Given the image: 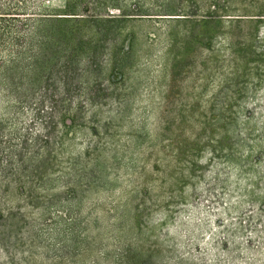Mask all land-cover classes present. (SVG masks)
Wrapping results in <instances>:
<instances>
[{
    "label": "rangeland",
    "instance_id": "obj_1",
    "mask_svg": "<svg viewBox=\"0 0 264 264\" xmlns=\"http://www.w3.org/2000/svg\"><path fill=\"white\" fill-rule=\"evenodd\" d=\"M0 13V264H264V0Z\"/></svg>",
    "mask_w": 264,
    "mask_h": 264
},
{
    "label": "trees",
    "instance_id": "obj_2",
    "mask_svg": "<svg viewBox=\"0 0 264 264\" xmlns=\"http://www.w3.org/2000/svg\"><path fill=\"white\" fill-rule=\"evenodd\" d=\"M64 15H76V14H64ZM67 19V18H64ZM2 21H6L4 18H2L1 13H0V23ZM8 26L6 24H3L0 26V39H4V35L5 33H8L7 30ZM1 41V40H0ZM10 43V42H8ZM8 59H1L0 57V93L2 98L5 99H12V98H19L18 101L16 102H8L7 104L11 103L9 105L10 108L14 109L15 108V104H19L21 102H23V99H30L32 94H28L23 96V93L20 91L21 88L19 86H17L16 83V78L17 76L20 74L19 77H22V73L19 72L18 70V66L17 63L18 61L21 60V58L23 57L22 55H20L19 53H9L8 54ZM27 60V59H25ZM32 66H33V70H32ZM32 66H30L29 71L31 70L30 77L29 80H31L33 83H30V85H34L35 82H39V80H34L33 78L36 77L35 74V69H34V65L32 64ZM43 73H45V71L42 69V72L40 74V83L42 82V84H44L45 82H47L46 80L48 79L47 76H45ZM26 76V75H25ZM27 78V76H26ZM41 84V85H42ZM45 86L46 83H45ZM42 91H46V89L44 88V86H40ZM48 87V86H47ZM40 97L42 98V93ZM23 98V99H21ZM44 100H40L36 114L39 116L40 114H42V117L48 118L49 120H52L53 122V118H54V107L53 106H49V111H43L44 107H47L44 102ZM60 119V117L58 118ZM70 121V120H69ZM45 128V127H43Z\"/></svg>",
    "mask_w": 264,
    "mask_h": 264
}]
</instances>
